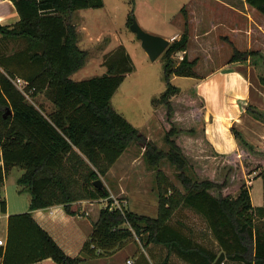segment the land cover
<instances>
[{
    "label": "trees",
    "instance_id": "obj_1",
    "mask_svg": "<svg viewBox=\"0 0 264 264\" xmlns=\"http://www.w3.org/2000/svg\"><path fill=\"white\" fill-rule=\"evenodd\" d=\"M10 1L20 20L13 26L0 25V153L3 159L0 194L6 175L20 168L24 173L18 180L19 192L29 194L30 211L63 205L68 215H75L71 211L73 203L109 200L83 248L92 258L112 256L136 236L143 240L144 247L162 245L186 264H214L218 258L216 253L171 224L173 216L187 209L203 220L227 259L252 264L245 261L248 251L245 242L249 239L254 245V264H264V226H257V220L264 219V205L253 206L250 188L242 185L236 198L222 196L226 182L200 181L196 176L194 180L185 174L191 167L177 143L178 136L199 134L210 148L203 137L198 113L202 103L198 99H189L191 104L186 105L196 117L194 122L191 119L188 128L179 127L176 121L181 118H175L173 98L184 92L172 84V79L196 76L193 71L196 60L190 61L186 55L177 65L173 60L178 53L186 54L190 43L187 9L183 7L180 11V18L184 19L183 34L162 56L165 90L152 101L154 110L166 109L165 122L169 129L165 141L170 151L164 157L181 171L185 192L158 172V179H163L159 183L158 215L148 219L122 208L112 209L109 190L95 187V182L106 177L131 143L145 140L111 104L125 77L135 69L131 57L120 46L106 58V74L78 82L71 79L88 58V53L78 46L79 35L72 16L79 10L103 8L104 0ZM245 1L264 15V0ZM133 15L132 12L130 16ZM132 22L129 19L128 25ZM12 45L22 47L11 53ZM232 51L227 66H253L264 84L258 72L259 63L264 66V50L241 51L233 47ZM18 79L25 82V89L32 92V97L45 91L55 109L46 115L43 108L31 104L16 87ZM188 92L191 96L193 90ZM240 108L264 124V110L248 102H241ZM232 132L239 155L246 156L247 163L257 164V169L264 167V156L260 155L264 149L252 145L242 133L234 129ZM146 148L156 151L150 145ZM258 177L264 181V168ZM214 190L218 196L213 194ZM6 213V202L0 201V214ZM45 260L56 264H84V259L68 256L37 224L31 212L9 216L5 245L0 246V264H36Z\"/></svg>",
    "mask_w": 264,
    "mask_h": 264
},
{
    "label": "rangeland",
    "instance_id": "obj_2",
    "mask_svg": "<svg viewBox=\"0 0 264 264\" xmlns=\"http://www.w3.org/2000/svg\"><path fill=\"white\" fill-rule=\"evenodd\" d=\"M228 1L234 3L232 0ZM104 2L103 8L79 10L75 14V17L81 15L84 17L83 20L86 22L85 28L93 36L89 39L90 37L85 35L84 30L80 29L79 44L81 48L87 51L88 58L84 67L73 74L71 79L78 82L106 74L107 69L104 66V62L113 51L112 43L117 45V40L115 41L117 36L123 40L132 57L135 69L125 77L124 82L114 94L111 104L115 111L139 130L145 140L144 142L131 143L121 159L110 168L106 177L100 180L103 182L104 187L109 190L112 207L120 206L135 215L155 219L157 218L159 208V183L163 181V179H158V172H161L169 182L177 186L183 193L185 192V188L182 185L181 171L177 170L164 157L170 151V146L165 141V134L169 129L168 124L165 122L166 109L159 107L156 111L152 104L153 99L158 98L165 90V83L163 81V55L157 61L152 62L143 50L136 34L131 31V25H128L129 19L136 21L141 28L142 26L135 17V6L129 0H104ZM132 12L134 14L133 17L130 16ZM181 26L184 31V19H182ZM154 27L157 29V26ZM142 29L149 34L151 33V30L147 31V28ZM219 42L225 43V45L228 44V40L225 38L219 39ZM172 43L171 41L170 44ZM217 43L212 45L215 51L212 56L209 55L210 57H207L202 53L197 54L198 57L194 59L197 63L193 70L196 75L197 70L200 77L206 76L210 73V70H202V68L214 67L220 61L221 64L229 61L230 57L227 56L229 57L228 60L226 58V55H228L227 51H229L228 47L221 50L216 46ZM197 44V41L193 40L191 47L194 49ZM21 47V45H12L10 52H15L21 49ZM214 55L217 58L215 59L216 62H214L215 60H211V58L214 59ZM183 57V52L174 56L173 60L176 65L182 61ZM199 65L201 66L199 67L201 70L197 69ZM259 65L258 72L264 78V66L260 63ZM257 74L256 72V76L260 80L261 77ZM185 83L188 82L181 79L172 82L178 88H183ZM15 85L26 95V98L31 104L37 108H43L46 115L55 109L50 97L45 91L36 97H32V92H28L25 89L26 84L19 85L17 80H15ZM262 85L264 86V84ZM186 93L189 94L187 90ZM178 99H175L174 102V106H176L175 118H181L179 121H176L177 125L181 128H188L191 119L193 122L196 119L189 112L190 107H186L191 102L186 97L180 99L181 102ZM256 108L264 110V108ZM248 141L255 147L264 149V145H255L250 140ZM177 143L181 146L183 154L189 162V167H191L186 169V175L192 177L194 180L196 176L200 181L210 180L220 184L226 182L227 185L222 189L221 194L222 196H230L232 198H236L240 187L246 185L250 188L253 206L258 208L264 205V181L258 177L264 167L257 169V164L247 163L246 156H241V154L232 157H219L214 155L210 148L202 142L199 134L193 136L188 133H181L178 136ZM147 145L156 148V151L148 150L146 148ZM260 155L264 156V152L260 153ZM246 165L247 168H245ZM212 192L215 196L219 194L217 190ZM2 196L10 204L11 215L28 213L30 211V196L17 192V186L12 184L11 176L6 183ZM86 201L92 202L91 204H97L93 202L96 200ZM108 204L109 200L105 199L103 203L98 204V208H106ZM91 218L93 220L96 218V212L91 214ZM178 222H181L182 225H179ZM171 224L180 227L194 241L206 244L204 242V239L205 241L207 240L206 225L200 217L190 210H181L173 216ZM5 225L6 219L3 218L1 220V226ZM257 226H264V219H258ZM129 243H132V246H129L128 249H132L117 253L114 259L115 262H120L121 259L125 261L128 257L135 258L138 250L144 247L143 240L136 236ZM245 244L248 248L245 261L254 264L253 242L246 239ZM221 253L218 251L216 254L219 257ZM102 263L104 264V262ZM102 263L97 262L94 264ZM222 264L244 263L233 262L226 258Z\"/></svg>",
    "mask_w": 264,
    "mask_h": 264
},
{
    "label": "crops",
    "instance_id": "obj_3",
    "mask_svg": "<svg viewBox=\"0 0 264 264\" xmlns=\"http://www.w3.org/2000/svg\"><path fill=\"white\" fill-rule=\"evenodd\" d=\"M129 1L135 6V17L139 20L142 28H147V31L151 30L150 34L163 37L170 42L179 40L183 34L180 11L185 7L189 16L190 43L184 55L190 61L196 59L198 53H202L207 57L209 55L212 56L215 52L212 45L216 42H218L216 46L221 50L228 47L227 60L231 57L230 54L233 47L241 51L264 50V15L249 6L245 0H232L234 3L228 0ZM75 14L72 16V24L76 27L78 35L81 34L79 32L80 29H83L85 35L91 39L93 35L90 34L89 30H86L84 17L82 15L75 17ZM19 20L20 17L14 3L10 0H0V25L13 26ZM154 26H157V29ZM222 38L228 40L227 46L225 43L219 42V39L221 40ZM116 40L117 45L112 43L113 51L110 54L120 46H123L129 54L123 40L119 36H117ZM193 40L198 43V46L196 45L194 49L191 47ZM79 42V48L86 51L84 48H81ZM129 56L131 57L130 54ZM215 59L217 58L214 55V59L211 58V60ZM226 62L221 64L220 61L214 67L202 66L205 67L202 70H210V73L203 77L199 76L197 70L198 76L196 75V77H174L172 82L181 79L188 83H185V86L180 88L184 93L180 97L177 96L173 99L177 100L179 98L178 101L184 97L193 100L198 99L202 103L199 105L198 113L202 122L204 139L217 155L232 157L239 155V148L232 132L233 129L242 133L247 140H250L255 145H264V125L248 114L243 113L240 108L241 102H248L255 107L264 108V86L257 78L254 67L248 64H236L228 67ZM199 67L201 66L199 65L197 69L201 70ZM186 90H193L192 95L188 96ZM2 165L3 159L0 153V166ZM23 173L20 168L12 169L6 175L0 194V201H5L7 206V213L0 214V238L4 240L7 237L8 218L12 213L10 212V204L3 198L2 192L11 176L12 184L17 186V192L29 196L27 192H19L18 180ZM103 201H93L97 204H91L92 202L86 200L73 203L71 211L75 215H68L63 205H55L29 212H31L37 224L52 237L68 256L82 258L84 259V264H94L97 262H104V264H128L129 261L132 264H153V262L154 264H163L166 260L167 264H186L176 254H170L166 247L157 244L142 247L141 250H138L135 258L128 257L125 261L121 259L120 262L114 261L115 256L121 251L132 249H128L129 246H132V243L125 245L112 256L92 258L86 255L83 248L85 243L90 239L93 224L98 221L103 208L99 209L98 204L103 203ZM95 212L96 218L93 220L91 214ZM3 218L6 219L5 226H1ZM206 239V241L204 239V242L207 245L200 242L197 243L214 253L221 252L219 245L210 235L207 228ZM36 264L56 263L52 260H45Z\"/></svg>",
    "mask_w": 264,
    "mask_h": 264
},
{
    "label": "water",
    "instance_id": "obj_4",
    "mask_svg": "<svg viewBox=\"0 0 264 264\" xmlns=\"http://www.w3.org/2000/svg\"><path fill=\"white\" fill-rule=\"evenodd\" d=\"M131 31L136 34L137 39L141 42V46L152 62L157 61L170 46V41L156 35H152L144 31L136 21L131 24ZM95 187L99 190L104 189L101 180L95 182ZM226 260L224 252L220 254L214 264H222Z\"/></svg>",
    "mask_w": 264,
    "mask_h": 264
},
{
    "label": "built area",
    "instance_id": "obj_5",
    "mask_svg": "<svg viewBox=\"0 0 264 264\" xmlns=\"http://www.w3.org/2000/svg\"><path fill=\"white\" fill-rule=\"evenodd\" d=\"M17 82L19 83V85H22L23 83L25 84V82L24 81H22V80H20V79H18L17 80ZM122 207H120V206H118V207H115V206H113L112 207V209H119V210H122L121 209ZM124 210V209H123ZM5 245V240L4 239H2V238H0V246H4ZM128 264H132L130 261L128 262Z\"/></svg>",
    "mask_w": 264,
    "mask_h": 264
}]
</instances>
